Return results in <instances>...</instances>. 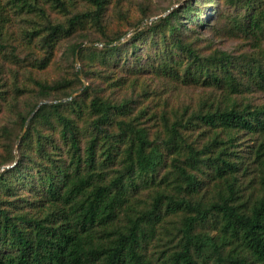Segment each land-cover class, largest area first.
<instances>
[{
  "label": "trees",
  "instance_id": "trees-1",
  "mask_svg": "<svg viewBox=\"0 0 264 264\" xmlns=\"http://www.w3.org/2000/svg\"><path fill=\"white\" fill-rule=\"evenodd\" d=\"M198 1L0 0V264H264V0Z\"/></svg>",
  "mask_w": 264,
  "mask_h": 264
},
{
  "label": "rangeland",
  "instance_id": "rangeland-1",
  "mask_svg": "<svg viewBox=\"0 0 264 264\" xmlns=\"http://www.w3.org/2000/svg\"><path fill=\"white\" fill-rule=\"evenodd\" d=\"M127 1H129L132 11H137L136 7H143L148 13L152 14L151 17H155V14H159V15L164 14V12L168 11V10L165 11L166 8H173L177 5H180L185 0H127ZM205 4H209L208 0H199L197 6L199 7V9H201L205 6ZM208 17L210 16L208 15ZM12 25L15 26V23H13ZM221 27H222L221 30L213 31V32L206 31L204 29H199V31L201 32L202 37L211 39L214 42V47L218 49L225 50L227 52H231L235 54L242 51L252 52L254 50V45L252 43L255 42H253L251 39L248 38H242V37L240 38L239 36H236V33L234 31H230V27H231L230 23L224 25L222 21ZM261 40H262L261 44L263 45L264 38H262ZM17 52L19 54L23 53L20 46L17 47ZM59 53L60 52H58L57 56L59 55ZM28 62L30 61L29 59L26 58V64H28ZM74 65L76 68L79 66V65L76 66V62L74 63ZM11 66L12 69L15 70L20 65L12 63ZM39 72L40 74L42 73L41 70H39ZM8 78H10V75L8 76ZM155 81L156 83L159 82V80H155ZM163 84L165 85L164 82ZM171 86L172 88L170 89ZM171 86L169 85L166 87V93L169 92L168 94H172L174 97L176 96L178 98L184 99L183 102H190L195 106H197V104H199L201 100L207 98L210 94L209 91L210 89L201 86L179 84V83H175L174 86L173 85ZM211 92L215 93V91L212 90ZM246 97L247 99L251 100L254 103H264L263 91L253 90L248 94H246ZM10 116H11V112L7 110L3 111L2 113H0V122L7 121ZM143 193H147V192L143 191Z\"/></svg>",
  "mask_w": 264,
  "mask_h": 264
},
{
  "label": "water",
  "instance_id": "water-1",
  "mask_svg": "<svg viewBox=\"0 0 264 264\" xmlns=\"http://www.w3.org/2000/svg\"><path fill=\"white\" fill-rule=\"evenodd\" d=\"M164 13H165V12H164ZM156 17H158V16L151 17V18H149V19L152 20V19H154V18H156ZM86 45H89V43H82V44L79 45V46L77 47V49H76V52H75V62H76V66L79 65V63H78V59H77V51H78V48H79L80 46H86ZM79 76H80V78L83 79L84 84H86V81H85L84 78L81 76V74H79ZM79 91H80V90H78V91H76V92H74V93H77V92H79ZM44 102H47V101L41 100L40 102H38V104L33 108L32 112L29 114L28 118L26 119V123L28 122V120L30 119V117L33 115L34 111L39 107V105L42 104V103H44ZM26 123H25V125H24V127H23V131H24L25 128H26ZM18 140H19V137L17 138V141H16L17 143H18Z\"/></svg>",
  "mask_w": 264,
  "mask_h": 264
}]
</instances>
